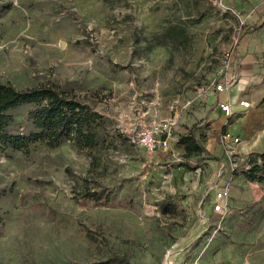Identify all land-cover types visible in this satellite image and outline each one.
<instances>
[{
	"label": "rangeland",
	"instance_id": "1",
	"mask_svg": "<svg viewBox=\"0 0 264 264\" xmlns=\"http://www.w3.org/2000/svg\"><path fill=\"white\" fill-rule=\"evenodd\" d=\"M213 1L0 0V80L73 90L115 142L93 171L70 141L0 149V264H264V183L244 176L261 153L237 155L233 173L227 159L219 176V138L232 126L264 151V99L220 128L209 117L223 116L214 101L224 52L264 44V0ZM255 54L264 65V49ZM30 109L15 111L24 130ZM170 116L171 145L151 154L138 138ZM189 133L200 155L179 145ZM217 181L231 188L223 219L211 206ZM84 183L116 197L76 199Z\"/></svg>",
	"mask_w": 264,
	"mask_h": 264
},
{
	"label": "trees",
	"instance_id": "2",
	"mask_svg": "<svg viewBox=\"0 0 264 264\" xmlns=\"http://www.w3.org/2000/svg\"><path fill=\"white\" fill-rule=\"evenodd\" d=\"M5 10L0 6V15ZM25 106H31L28 130L22 128L15 114ZM112 138L106 130L104 115L73 90L53 83L19 89L0 80V149L27 154L33 144L57 148L70 141L91 159L90 171H93L102 161L99 152L114 145ZM179 145L186 156L200 155L204 151L195 133L180 135ZM259 158L263 164L254 161L244 171V176L247 180L264 183V153L259 154ZM84 186L76 199L107 205L116 197L101 183L93 188L88 183ZM95 264L133 263L125 257L113 256Z\"/></svg>",
	"mask_w": 264,
	"mask_h": 264
},
{
	"label": "built area",
	"instance_id": "3",
	"mask_svg": "<svg viewBox=\"0 0 264 264\" xmlns=\"http://www.w3.org/2000/svg\"><path fill=\"white\" fill-rule=\"evenodd\" d=\"M213 3L216 6H224L223 0H214ZM241 23L245 24L243 20H241ZM239 61L240 59L237 55L236 45L230 46V48H228L223 55L220 79L215 85V90L217 92L227 91L239 81V75L235 69L239 64ZM239 104L244 109L251 107V103L246 100H241ZM220 108L222 112L228 117L234 115L233 106L230 101L220 103ZM177 124L178 121L176 116H170L168 118L161 119L157 121V124L153 130L141 134L138 138V141L141 142L145 149L151 154H154L157 151H164L171 145L172 132ZM219 139L221 145L225 149L227 159L230 162L229 165H231L230 169L233 173L236 170L233 160H236L237 155H239L238 145L240 143V139L232 135L230 132L220 135ZM226 166H228V164L222 165L219 176L222 175L223 169L226 168ZM249 168L250 167L248 166L247 169ZM210 190L214 191V201L211 205L212 212L213 214L220 215L221 219H223L230 211V184L225 183L220 185L217 181L211 185Z\"/></svg>",
	"mask_w": 264,
	"mask_h": 264
},
{
	"label": "crops",
	"instance_id": "4",
	"mask_svg": "<svg viewBox=\"0 0 264 264\" xmlns=\"http://www.w3.org/2000/svg\"><path fill=\"white\" fill-rule=\"evenodd\" d=\"M264 44L260 43H248L245 41H241L236 47L237 55L240 59L238 66L235 68L239 75V81L232 86L229 90L224 92H216L218 97L215 99L214 103L217 102L220 111V103L225 101H230L233 106L234 115L241 112H248L252 109L254 104H257L264 99V65L258 61V57L255 54L258 50H263ZM241 100H246L251 103V107L248 109H244L240 106L239 102ZM253 110V109H252ZM255 110V109H254ZM223 116L219 115V112L216 111L209 115L210 120H213L212 125L217 124L218 127H223L227 120L224 118L228 117L226 114L222 112ZM233 115V116H234ZM231 116V117H233ZM230 132L235 137H240L235 134L237 131V126H232ZM247 138L245 135L244 138ZM243 137H241L242 139ZM240 139V142H241ZM241 144V145H240ZM239 155L246 156L250 153H263V150H260L259 142H252L248 140L246 143H239L238 145ZM224 156V155H223ZM228 164L227 157L225 156V160L222 162V165ZM225 184V182L220 185ZM212 185V184H211ZM211 188V186H210ZM213 191V190H210Z\"/></svg>",
	"mask_w": 264,
	"mask_h": 264
},
{
	"label": "bare ground",
	"instance_id": "5",
	"mask_svg": "<svg viewBox=\"0 0 264 264\" xmlns=\"http://www.w3.org/2000/svg\"><path fill=\"white\" fill-rule=\"evenodd\" d=\"M166 264H170V262L168 261Z\"/></svg>",
	"mask_w": 264,
	"mask_h": 264
}]
</instances>
